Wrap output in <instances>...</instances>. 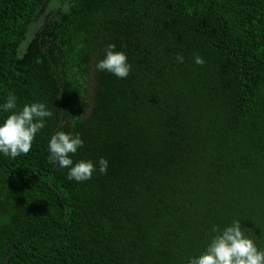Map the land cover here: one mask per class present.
I'll return each instance as SVG.
<instances>
[{"label": "trees", "instance_id": "obj_1", "mask_svg": "<svg viewBox=\"0 0 264 264\" xmlns=\"http://www.w3.org/2000/svg\"><path fill=\"white\" fill-rule=\"evenodd\" d=\"M109 43L125 79L95 67ZM9 91L53 116L0 155V264H187L234 219L264 248V0H0ZM58 130L108 172L68 180Z\"/></svg>", "mask_w": 264, "mask_h": 264}, {"label": "clouds", "instance_id": "obj_2", "mask_svg": "<svg viewBox=\"0 0 264 264\" xmlns=\"http://www.w3.org/2000/svg\"><path fill=\"white\" fill-rule=\"evenodd\" d=\"M176 62L183 63L184 56L177 54ZM194 62L203 65L205 60L197 54ZM95 67L120 79L127 78L132 70L127 53L117 50L114 43L105 47L104 55L96 61ZM18 101L17 94L9 91L4 102L0 103V155L12 159L29 153L37 134L45 128L47 118L53 116V111L43 101L25 103L22 107ZM84 143L79 133L62 130L56 131L48 140L49 162L68 169L67 179L70 181L84 182L90 180L96 171L108 172L109 161L105 157L97 161L81 159L74 162V154ZM211 233L205 250L189 258L187 264H264V248L245 235L240 220L234 219L223 227L213 225Z\"/></svg>", "mask_w": 264, "mask_h": 264}, {"label": "water", "instance_id": "obj_3", "mask_svg": "<svg viewBox=\"0 0 264 264\" xmlns=\"http://www.w3.org/2000/svg\"><path fill=\"white\" fill-rule=\"evenodd\" d=\"M89 105H91V103L89 104ZM90 109V108H89ZM88 112V111H87Z\"/></svg>", "mask_w": 264, "mask_h": 264}]
</instances>
